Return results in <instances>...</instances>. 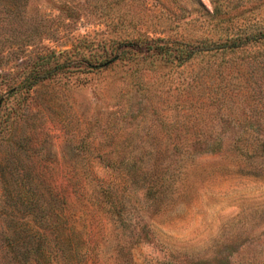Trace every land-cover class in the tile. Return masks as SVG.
Wrapping results in <instances>:
<instances>
[{
	"label": "rangeland",
	"instance_id": "rangeland-1",
	"mask_svg": "<svg viewBox=\"0 0 264 264\" xmlns=\"http://www.w3.org/2000/svg\"><path fill=\"white\" fill-rule=\"evenodd\" d=\"M261 139L264 0H0V243L36 230L49 264H264V158L232 148Z\"/></svg>",
	"mask_w": 264,
	"mask_h": 264
},
{
	"label": "trees",
	"instance_id": "trees-1",
	"mask_svg": "<svg viewBox=\"0 0 264 264\" xmlns=\"http://www.w3.org/2000/svg\"><path fill=\"white\" fill-rule=\"evenodd\" d=\"M258 37L259 36L257 35L252 36V38L254 39ZM239 45H240L239 43H234V42L227 43L226 42V43L217 45V47H219L222 50L223 49L233 50L239 47ZM155 46L156 45H153V43L146 42V47L150 48L151 52L165 54V55L172 54L173 56H176V54L169 51L167 47L163 48L161 44L160 45L158 44L157 47ZM120 57L121 55L117 56L116 58H120ZM259 143H260L259 146L255 147L254 149H250V148L248 149L247 147L242 148L239 144L233 141L232 148L236 149L237 152L242 153L246 156L258 155L264 158V140L261 139ZM161 184H162L161 181H158L156 178H152L147 182V191L149 193H155V192L157 193V191L158 192L161 191V187H160ZM100 190H101L100 192L105 193L107 195L106 193L108 191L107 189L101 188ZM41 195L42 194L37 196L38 202L31 203L32 204L31 206H29L30 201H31L29 200V198L27 202L25 201V203L29 206V208L35 205L37 207V211L39 212L38 216L42 220L44 219L48 220L49 216H51L52 209L50 208L49 205L41 203V200L43 199ZM55 195L52 194V196H55ZM3 211L5 212L4 214L7 215L8 210L3 209ZM3 211L0 210V212H3ZM28 220L31 221L30 218ZM28 220L27 218L23 219L24 221L23 224H25V228H26V223L28 224L29 222ZM58 222L60 223L61 221L58 220ZM33 224L35 225V223ZM30 227L32 228V225ZM57 228H59V231L57 233L59 234V238H61V240H65L67 237L65 231H63L65 230V227L62 224H59ZM5 231L7 232V230ZM50 248H51V241L49 240V238H46L45 235L36 232V230H33L32 232L27 231V235H24V236L21 235L18 237H15V236L10 237L9 234L5 233L3 243L2 242L0 243V249H1L0 264H34V261L36 263L38 260L39 261L42 260V258H43V262H41L42 264H49V262L46 263V261L49 260L50 256L51 257L56 256V253L55 252L52 253V251H50Z\"/></svg>",
	"mask_w": 264,
	"mask_h": 264
}]
</instances>
